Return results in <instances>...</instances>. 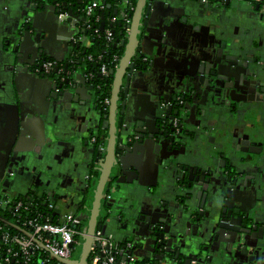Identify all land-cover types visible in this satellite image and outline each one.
<instances>
[{"label":"crops","instance_id":"crops-1","mask_svg":"<svg viewBox=\"0 0 264 264\" xmlns=\"http://www.w3.org/2000/svg\"><path fill=\"white\" fill-rule=\"evenodd\" d=\"M90 1L100 0H70L74 19L80 17L74 5L84 7ZM203 1L146 0L135 59L143 54L147 69L133 79L128 94L118 93L115 146L124 149L108 193V208L100 213L102 229L115 242L125 243L139 263L159 256L153 264H175L156 251V227L165 226V239H172L175 251L190 255L191 260L205 256L198 264H264L260 227L221 234L215 226L208 228L203 217L190 216L203 192L197 183L207 175L190 179L191 194L179 198L176 180L184 178L185 169H191L186 165H194L202 153L195 160L193 148H171L163 139L156 145L165 99L189 95L201 119L205 97L212 98L216 104L207 123L214 131L211 143L205 144L213 159L208 166L215 175L206 183L208 206L219 201L222 207L231 197L242 212L252 210L258 213L256 220L264 222V180L256 181L264 172L263 165L260 169L264 161V0L214 1L210 7ZM114 9L116 3L111 13ZM65 20L59 19L51 0H0V193L12 201L45 197L55 206L53 216L79 213L86 219L100 176L98 155L102 147L107 150L113 128L85 73L68 67L73 75L62 88L55 82L69 73L60 77L36 73L47 62L63 71L74 46L82 43L78 39L88 21L78 19L74 25ZM27 26L32 27L31 36L20 40L19 33ZM119 67L120 62L115 70ZM254 81L259 87H253ZM242 84L246 93L253 91L254 100L234 101L227 96ZM140 134L144 136L139 141L132 140ZM247 140L262 148V154H251ZM182 154L190 160L184 163ZM224 167L240 169L242 181L244 175L251 176L247 185L240 183L238 190L229 193L228 176L217 178V170ZM5 172L11 175L4 177ZM92 173L95 176L84 191ZM215 181L222 184L221 193H215Z\"/></svg>","mask_w":264,"mask_h":264},{"label":"flooded vegetation","instance_id":"flooded-vegetation-1","mask_svg":"<svg viewBox=\"0 0 264 264\" xmlns=\"http://www.w3.org/2000/svg\"><path fill=\"white\" fill-rule=\"evenodd\" d=\"M216 0H212L210 1L211 4H213V2ZM224 0H221V2H223ZM228 1V0H226ZM54 2V1H53ZM207 4V2H206ZM209 4V3H208ZM257 61V59H256ZM239 64V63H238ZM139 66H141V64H139ZM58 68H56L57 70ZM59 70V69H58ZM41 69L39 70V72L37 71V74L41 75H45L47 77H50L47 74L44 73H40ZM70 77H72L70 74H68V77L61 79V81L59 79H57V81L55 82L58 85L63 84V82L66 83L67 79H70ZM63 80V81H62ZM253 87L257 86L259 87V83H256L255 81L252 83ZM244 84H242L241 87H238L237 89H235L234 92H229V94H227V96L229 98H231L234 101H238L241 99H250V100H254L255 98V94H253L252 90H248V93H246L247 91H244L243 86ZM246 85V84H245ZM94 90V88H93ZM261 90V89H260ZM95 93V92H94ZM246 93V94H245ZM244 94V95H243ZM243 95V96H242ZM96 97V95H95ZM218 98L220 99L221 96L218 95ZM196 100H198V96H196ZM223 100V99H222ZM96 101L98 106L100 107L99 102V97H96ZM200 101V99H199ZM189 102H190V97L189 95H185V93L183 95H176L175 97L169 99H165L164 103L162 102L161 104V114H160V128H161V132H164V135L162 136L163 141L167 142V144L171 147V148H193L194 149V154L192 155V157H196V155H198L200 152V158L197 160V157L195 160H197L196 162H194V165H192V163L187 164L186 166H189L188 169V173H187V169H185L186 171V175L184 176L183 179H180L179 181L176 180L180 185H179V198H183L184 196L191 194L190 191H188L187 189L191 186L189 183V180L192 179L193 181H197V179H200L201 175H207V177L205 178L204 181L201 180V182L197 183L201 186V190L203 191L202 194L199 196L200 201L197 202V209H195L196 211H190V216L195 218L196 220L201 219V217H203L204 221L206 222L207 227L209 228L211 225L215 226V228L217 227L221 232V234H226L227 231H233V232H248L247 230H256L257 228L260 227V230L264 232V222L263 223H259V220H256V217L258 216V213H252L251 211H243L242 212V208L238 207L235 205V202L232 200V198L230 197L229 199H227L222 207L219 203V201H215L213 206L210 205L208 206V194L205 190L207 189L206 183L210 184V180L211 178H214L215 172L212 170V168H210L208 166L209 162L213 159L210 158V151H209V145L205 144V143H211L212 141V134L213 131L212 126L209 125L208 122V115L211 111V108H213L214 104H216V102L212 99V98H206L204 100V111H201L202 116L201 119H199L196 116V113L199 114V111H196L197 109H195L193 111V108L189 107ZM200 103V102H199ZM111 105V104H110ZM110 106L106 109L103 110L101 107L100 109L102 110V112H107L109 110ZM247 108V107H246ZM246 112V111H245ZM252 129V127H251ZM212 131V132H211ZM93 138V137H92ZM96 138V137H95ZM140 138H142L141 136H135L132 140L133 141H139ZM97 142V139L96 141ZM94 142V143H95ZM244 144V143H242ZM255 145V144H253ZM179 146V147H178ZM259 146L255 145V147H252V145H250L249 149H247L250 153L252 151V149H254L256 152H252L251 154H255V155H261V151L262 148L259 150ZM195 150L197 152H195ZM209 151V152H208ZM101 153H99L98 155V159H97V164L98 166H101L103 161H104V157H105V148H101ZM181 156V155H179ZM247 156V155H246ZM177 157V156H176ZM182 159L185 160L184 163L188 162L190 159L187 158L186 155L182 154ZM190 157V158H192ZM178 158V157H177ZM205 158V160H204ZM171 159H173V157L171 156ZM180 160V158H178ZM205 161V162H204ZM181 162L183 163V161L181 160ZM180 163V164H182ZM262 165L264 166V161L260 163V169H262ZM97 166V167H98ZM180 166V165H179ZM193 166V167H192ZM233 166V165H232ZM225 168V167H224ZM179 169H181V167H179ZM181 169V170H183ZM192 170V171H191ZM94 172V171H93ZM192 174H191V173ZM194 173H199L196 174L195 177H193ZM241 173H243L240 169L235 172V170L233 169H223L222 171L219 169L217 170V174H222L228 176V191L229 193L230 190H238L239 188L237 187H241V185H239L240 183L243 185H247L246 181L249 180V178L251 176H247L244 175V180H240L239 175H242ZM6 174V175H5ZM4 177L9 176L11 174H8L7 172H5ZM190 175H192V177H189ZM13 176V175H12ZM11 176V177H12ZM94 173L91 174V176H89L87 178L86 181V187H84V191H87L88 188L90 187V183L92 181V179L94 178ZM220 175V177H217L219 180L222 177ZM264 176V172H260L259 173V178L257 181V183L262 182ZM223 178V177H222ZM118 179V178H117ZM116 181L115 177H112L109 181V183L107 184L105 191H104V195L107 197L106 198V202L108 204V198L109 195L108 193L110 192V190H112L114 182ZM90 182V183H89ZM215 185H216V192L215 193H221L220 190L221 188L219 186H221L222 184L219 183V181H215ZM205 196V197H204ZM264 208V206H263ZM227 210V211H226ZM195 212V213H194ZM236 212H238L239 214H236ZM264 213V210L262 211ZM195 214V215H193ZM190 217V218H191ZM241 218V220H240ZM252 218H254V222H252ZM232 220H236L239 221V223H233ZM252 224H256L259 225L258 227L256 226H252ZM166 227L165 226H158L156 227V233L160 234L163 233L165 231ZM166 239H160V240H155L156 243V248H157V253H159V251L162 252V250H164L165 248L162 247L159 249L158 251V247L161 246H167V240ZM133 243V245L135 244L133 241H130ZM135 246V245H134ZM167 248V247H166ZM162 257V255H160ZM171 257H174V255H170ZM204 256V255H203ZM203 256L201 255L200 258H203ZM158 258L159 256H155L154 258L150 259V261H147V264H153V260H155V258ZM205 257V256H204ZM199 259H192V261L190 262V264H198L200 263ZM210 259V257H209ZM206 258V260H209ZM178 263H181L180 261H178ZM185 263V262H184Z\"/></svg>","mask_w":264,"mask_h":264},{"label":"trees","instance_id":"trees-1","mask_svg":"<svg viewBox=\"0 0 264 264\" xmlns=\"http://www.w3.org/2000/svg\"><path fill=\"white\" fill-rule=\"evenodd\" d=\"M40 1H46V0H40ZM51 1L59 2L61 5L60 7L62 8L63 11L65 10L69 11L72 9V5H70V0H51ZM116 1H119L120 8L117 13L114 14L113 12L110 15L107 14L108 13L107 5L113 4L115 1H111V0L99 1V3L104 7V10L100 12L98 11L94 16L89 18L88 26H85L84 30H82L84 42L80 44H76L74 46L73 48L74 52L71 54V56L67 59V62L65 63V65L66 66L68 65V67L71 68V70H78L85 73L86 82L89 85L92 84L95 95L96 97H99V99L111 97L114 78L110 72L115 70V65H113V58L115 55H118L120 58H122V56L125 54L124 42H125L127 27L126 24H124L121 15L127 14L130 16L133 14V12L129 10L125 0H116ZM129 1L135 4L136 0H129ZM105 2L107 3V5L104 4ZM101 14H105V20H104L105 29L103 31L100 30L99 22H97ZM113 19L114 21L112 23L111 21ZM107 31H111V33L113 34L112 41L107 40L106 38ZM90 56L92 59H90ZM103 65H106V67L109 70L110 75L108 77H105L100 73V68ZM65 72L69 73L71 76L73 75L72 73H70L69 69L65 70L64 67V70L62 72H60L59 70L57 71L56 68H53L49 72V76L55 77L59 75L60 77ZM18 202L24 203V208L21 211L20 219L14 217L13 210L11 209ZM49 204L50 201H48L45 197L42 199L37 198L32 203L24 199L15 200V201L11 200L8 207L0 208V216L6 219L8 222L19 225L21 228L29 232L28 227L25 226L24 224L31 219L38 218L39 221L45 222V219L47 218L53 222H59L60 218L57 215L53 216V212H50V210L48 209ZM25 207L27 208V210H25ZM107 208H108L107 202L106 200H103L100 207V213H102ZM100 213L97 218L98 222L96 224V229L103 231L102 219L104 217H101ZM90 215H88L86 219L81 217L82 215H80L79 213L75 215L76 220H78L76 229L79 232L78 236L76 237L79 240V244H78L79 251L77 257H75L77 262L80 261L81 258L82 249L84 245L83 244L84 236L88 229V225L90 222ZM0 226H2L4 231L9 232L11 235L26 237L24 234L16 231L15 229L6 225L3 222H0ZM115 244L118 250H120L119 255H117V264H122L125 261V257H126V253L122 251L124 250L125 243L115 242ZM45 261H48L46 264H61L58 261H56L53 257H51L46 251L43 250L36 252L33 256H31L29 261H26V259L22 257V258H17L14 261L11 260V264H42L45 263ZM145 263H147V261H143L142 263H139L137 261L135 262V264H145Z\"/></svg>","mask_w":264,"mask_h":264},{"label":"built area","instance_id":"built-area-1","mask_svg":"<svg viewBox=\"0 0 264 264\" xmlns=\"http://www.w3.org/2000/svg\"><path fill=\"white\" fill-rule=\"evenodd\" d=\"M125 2L128 5L129 10L133 12L135 8L134 3L129 0H125ZM55 5L60 12L59 19H67L69 17V11H63L59 2H55ZM116 7H119L118 3L116 4ZM103 10L104 7L98 1L90 2L79 10L80 18L86 19L89 22V18L94 16L98 11L100 12ZM121 16L124 24H126L127 30H129L130 25L132 24L129 15L122 14ZM113 21L114 19L111 22L113 23ZM74 22L77 24L79 21L78 19H75ZM112 37L113 34L111 31H107V40L112 41ZM78 40L84 42L82 36ZM90 59H92L91 56ZM120 61L121 58L118 55H115L113 58V65H115V68L118 67ZM53 68H58L59 71L62 72L59 65L51 62L43 63L41 72L49 75V72ZM100 73L105 77L110 75L106 65H103L100 68ZM98 103L103 110H106L111 104V97L99 99ZM92 141L95 142L96 138L93 137ZM10 201V199H7L2 193H0V208L8 207ZM23 208L24 203H16L13 208H11L14 217L20 219ZM48 209L51 212L55 209V206L49 204ZM25 210H27L26 207ZM77 223L78 220H76L73 213L65 214L59 219V222H53L47 218L45 219V222L39 221L38 218L31 219L24 225L28 227L29 232L37 243L28 237L11 235L9 232L4 231L2 226H0V264H11V260L14 261L17 258L22 257L25 258L26 261H29L31 256L41 250L46 251L51 257L56 256L66 260L73 259L74 252L78 249L79 244V240L76 238L79 234L76 229ZM91 244L88 264H117V255H119L120 250H118L112 235L105 234L101 230H96ZM122 251L126 253L125 261L122 264H135L136 260L129 250H127L126 246H124V250ZM47 262L48 261H45V263L42 264H46Z\"/></svg>","mask_w":264,"mask_h":264},{"label":"water","instance_id":"water-1","mask_svg":"<svg viewBox=\"0 0 264 264\" xmlns=\"http://www.w3.org/2000/svg\"><path fill=\"white\" fill-rule=\"evenodd\" d=\"M111 1H115L114 3L119 4V1H116V0H111ZM210 1H212V0H204L203 3L206 4V2H207L206 5L210 7L212 5ZM216 2H221V0H216ZM114 3L109 4V5H107L106 2L104 3L105 5H107V9H108L107 14L108 15L111 14L112 7L114 6ZM145 3H146V0H139L134 13L129 16V19L131 18L132 24L130 25V29H129L130 34H129L128 43H127V45L124 46L126 48L125 54L120 61V67L117 70L110 72L114 78L113 89L111 92L112 98H111L110 108L107 112H104V114L110 116V122L112 123L113 129H112V132L110 134L111 137L109 140L108 148L105 151L104 161H103V163L99 169L100 176L98 179L96 189L94 191V194L96 196H95V199L93 202V208L90 211V213H91L90 222L88 225L87 232L84 236V242H83L84 245H83V249H82L81 258H80V261L77 262V261H74L73 259L66 260V259L56 257V256H52L56 261H58L61 264H88V257H89V253H90V248L92 246L91 242H92L93 236L97 230L96 224L98 222L97 218H98L99 213H100V207H101L102 201L106 200V198H107L104 195L105 188H106L107 184L109 183L110 179L112 177H114V174L117 171V169H119L121 167V163H122L121 159H122V153H123L124 148L115 146V130H116L115 116L117 114V108H118V93L121 92L124 94V96L126 94H128L129 88L132 85L133 79L136 76H139V74H140L139 72L145 71L147 69V66L145 65L146 61L143 58L144 57L143 54L138 55V57L135 59V55L137 52L136 47H137L139 36L141 34L142 23H143V25H145V19L141 23V18L143 16V10H144ZM53 4L55 5V2H53ZM74 7H78L79 8L78 10L83 8V6L81 4H75ZM119 8H120V6L117 7V9L113 10L114 14L118 12ZM73 13H74V10H72V9L69 10V17L65 20L66 23L72 22L75 20L74 19L75 16H73ZM57 14L58 15L60 14V12L58 10H57ZM78 15L80 16L79 11H78ZM78 19L80 22L81 21H83V22L87 21L86 19H83L80 17ZM102 19H103V22L101 23L100 30L103 31L105 29V23H104L105 14L102 15ZM29 22L30 21H28V23ZM75 24L76 23H74V25ZM25 30H26L25 32L21 31L19 33L20 37H22L20 40L30 38V36H31L30 33L32 30V27L27 26ZM139 64H141V66H139ZM127 68H128V70H127ZM67 69H68V65L65 67V70H67ZM57 71H58V69H57ZM69 81H70V79H68L66 81V83H69ZM123 83H125L124 90L120 89V86ZM59 86L62 88V85H59ZM263 92H264V90H263ZM189 107L194 109V107L192 106V104H190V102H189ZM160 135H161L160 139L156 141V145H158V147L160 146V140L163 139L162 136L164 135V132H160ZM139 136L143 137L144 135L140 134ZM150 138H152V136H150ZM245 143H246V145L248 144L249 146L252 145V147H255V145H253V143H251V141H249V140H247ZM260 149L261 148H259V150ZM252 152H256V151L254 149H252L251 153ZM236 214H239V213L236 212ZM240 220H241V218H240ZM239 221H236V220L233 221L232 220L233 223H239ZM0 222L5 223L6 225L12 227L16 231L24 234L26 237L32 239L34 242L37 243V241L33 238L32 234L30 232L24 230L23 228H21L19 225L8 222L6 219L2 218L1 216H0ZM247 231L250 232V230H247ZM164 238H165V231L163 233H160V234H155V240H160V239H164ZM166 240H167V242H166L167 246H161L160 245L158 247V250L162 247L165 248L164 250H162V252H161L162 257H160V258H162V259L164 258L166 260L170 259L175 264H190V262L192 261L190 259V255L186 254L188 256H186V257L183 256L179 252L175 251V249L173 248L174 242H172V239L168 238ZM170 255H174V257H171ZM178 261H180L181 263H178Z\"/></svg>","mask_w":264,"mask_h":264},{"label":"rangeland","instance_id":"rangeland-1","mask_svg":"<svg viewBox=\"0 0 264 264\" xmlns=\"http://www.w3.org/2000/svg\"><path fill=\"white\" fill-rule=\"evenodd\" d=\"M78 251H79V250L77 249V250L74 252V255H73V260H74V261H77L75 257H77V255H78Z\"/></svg>","mask_w":264,"mask_h":264}]
</instances>
